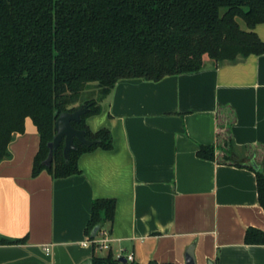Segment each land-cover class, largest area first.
<instances>
[{"label": "crops", "instance_id": "obj_1", "mask_svg": "<svg viewBox=\"0 0 264 264\" xmlns=\"http://www.w3.org/2000/svg\"><path fill=\"white\" fill-rule=\"evenodd\" d=\"M254 31L264 41V23ZM100 105L87 124L109 129L113 148L82 154L79 174L34 176L38 130L28 118L14 136L0 161V239L22 242L0 243V264H91L110 251L134 264H188L190 251L195 264H264V244L245 239L264 232L250 167L264 163V53L160 81L120 79ZM228 115L227 161L218 132ZM208 145H218L214 160L197 155ZM101 198L116 200L105 252L83 245Z\"/></svg>", "mask_w": 264, "mask_h": 264}, {"label": "trees", "instance_id": "obj_2", "mask_svg": "<svg viewBox=\"0 0 264 264\" xmlns=\"http://www.w3.org/2000/svg\"><path fill=\"white\" fill-rule=\"evenodd\" d=\"M261 23L264 0H0V161L11 156L9 144L29 118L40 135L33 175L43 170L55 178L79 174L82 154L113 148L109 129L93 132L87 124L88 117L101 112L98 100L79 103L89 84L96 83L102 101L120 79L160 81L199 71L207 59L221 65L263 54L264 41L254 31ZM84 104L88 112L72 126L95 143L86 146L75 138L77 148L66 159L62 141L46 166L58 115ZM232 122L228 115L218 132L227 161L234 146ZM217 147L201 146L197 155L214 160ZM250 167L264 208V163ZM115 211V199H95L87 233L112 222ZM245 239L264 244V232L249 228ZM91 264L127 263L110 251L95 255Z\"/></svg>", "mask_w": 264, "mask_h": 264}, {"label": "water", "instance_id": "obj_3", "mask_svg": "<svg viewBox=\"0 0 264 264\" xmlns=\"http://www.w3.org/2000/svg\"><path fill=\"white\" fill-rule=\"evenodd\" d=\"M89 110L87 105L81 106L79 109L75 110L74 112H62L58 115L56 122H55V135L53 139L48 143L49 153L44 161L46 166H51L54 156L56 154L57 148L60 146L62 141L64 142L63 153L66 159L69 157V153L71 150L76 149L77 146L74 143V139L76 138L79 142L86 146H92L95 141L89 140L86 137L85 130H79L72 126V122H79L84 114H86ZM256 168L259 166L255 165ZM100 226H96L94 229V235L98 232ZM192 251H190L189 255L187 256L188 264H195L194 258L192 256ZM123 262H126V259H120Z\"/></svg>", "mask_w": 264, "mask_h": 264}, {"label": "built area", "instance_id": "obj_4", "mask_svg": "<svg viewBox=\"0 0 264 264\" xmlns=\"http://www.w3.org/2000/svg\"><path fill=\"white\" fill-rule=\"evenodd\" d=\"M84 246H88L91 245L94 248H96L97 250H109L110 249V238L108 236V232L104 229H99L98 232L96 233V235L83 242ZM46 252H49V248H45ZM116 258L121 259L122 256L119 255ZM134 259L133 254H129L127 256V261L132 262Z\"/></svg>", "mask_w": 264, "mask_h": 264}, {"label": "rangeland", "instance_id": "obj_5", "mask_svg": "<svg viewBox=\"0 0 264 264\" xmlns=\"http://www.w3.org/2000/svg\"><path fill=\"white\" fill-rule=\"evenodd\" d=\"M238 22L240 23V25H241L242 28L245 27V23H244L243 20L238 19ZM207 61H210V62H211L210 59H207ZM99 95H100V94H99V89H98L96 83H91V84H89L88 87L82 92V94H81V99H80V102H79V103H82V102H84V101H86V100H89V99H96V100H98L99 104H101L102 101H99V100H100V99H99ZM79 103H77V104H79ZM103 252H105V251H103Z\"/></svg>", "mask_w": 264, "mask_h": 264}]
</instances>
